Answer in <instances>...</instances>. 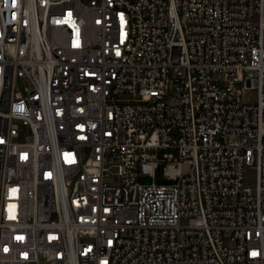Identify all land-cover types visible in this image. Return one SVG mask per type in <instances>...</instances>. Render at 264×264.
<instances>
[{"label": "built area", "instance_id": "2783aa9c", "mask_svg": "<svg viewBox=\"0 0 264 264\" xmlns=\"http://www.w3.org/2000/svg\"><path fill=\"white\" fill-rule=\"evenodd\" d=\"M0 264H264V0H0Z\"/></svg>", "mask_w": 264, "mask_h": 264}, {"label": "rangeland", "instance_id": "374dc122", "mask_svg": "<svg viewBox=\"0 0 264 264\" xmlns=\"http://www.w3.org/2000/svg\"><path fill=\"white\" fill-rule=\"evenodd\" d=\"M166 152V150H161L160 151V156L163 157V154ZM165 166H166V161H161L158 167L156 168L155 172V179L153 177H143L141 176L139 178V181L142 183H151L153 180H155L156 183L158 184H168L170 181L167 179L165 175ZM111 174L115 175L116 174V169L112 168L111 169ZM246 183L249 185H253L255 182V170L252 168H249L246 172Z\"/></svg>", "mask_w": 264, "mask_h": 264}]
</instances>
